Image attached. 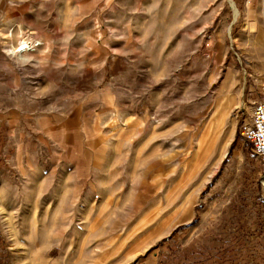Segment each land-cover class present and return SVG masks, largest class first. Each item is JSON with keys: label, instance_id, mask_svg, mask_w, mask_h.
Instances as JSON below:
<instances>
[{"label": "rangeland", "instance_id": "374dc122", "mask_svg": "<svg viewBox=\"0 0 264 264\" xmlns=\"http://www.w3.org/2000/svg\"><path fill=\"white\" fill-rule=\"evenodd\" d=\"M263 80L264 0H0V264H264Z\"/></svg>", "mask_w": 264, "mask_h": 264}, {"label": "built area", "instance_id": "2783aa9c", "mask_svg": "<svg viewBox=\"0 0 264 264\" xmlns=\"http://www.w3.org/2000/svg\"><path fill=\"white\" fill-rule=\"evenodd\" d=\"M240 133L262 161L260 176L264 186V80L259 85V96L254 101L248 120L240 126Z\"/></svg>", "mask_w": 264, "mask_h": 264}, {"label": "bare ground", "instance_id": "6f19581e", "mask_svg": "<svg viewBox=\"0 0 264 264\" xmlns=\"http://www.w3.org/2000/svg\"><path fill=\"white\" fill-rule=\"evenodd\" d=\"M41 44H42V41L40 39L31 40L28 38H24L20 40L17 47L14 48V54L24 56L25 54H29L30 53L29 51H32L35 48H38Z\"/></svg>", "mask_w": 264, "mask_h": 264}, {"label": "crops", "instance_id": "0c3cea01", "mask_svg": "<svg viewBox=\"0 0 264 264\" xmlns=\"http://www.w3.org/2000/svg\"><path fill=\"white\" fill-rule=\"evenodd\" d=\"M256 155V154H255ZM257 156V155H256ZM259 157V156H258ZM260 158V157H259ZM261 160V159H260ZM261 169H262V161H261Z\"/></svg>", "mask_w": 264, "mask_h": 264}]
</instances>
